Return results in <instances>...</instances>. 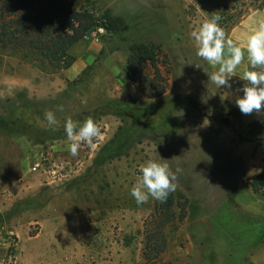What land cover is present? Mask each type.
<instances>
[{
	"label": "rangeland",
	"instance_id": "rangeland-1",
	"mask_svg": "<svg viewBox=\"0 0 264 264\" xmlns=\"http://www.w3.org/2000/svg\"><path fill=\"white\" fill-rule=\"evenodd\" d=\"M92 1L98 17L110 11L129 30L92 33L103 57L75 81L62 79L64 71L47 74L17 58L0 59V264H142L145 222L157 201L138 206L130 189L148 160L181 169L174 192L189 201L185 221L168 233L163 261L264 264V191L252 202L245 185L248 195L240 202L235 196L244 169H264V127L234 124L235 114L212 107L204 89L189 83L219 67L196 56L190 33L211 14L226 33L264 0ZM134 43L161 45L169 57L161 101L119 80ZM166 100L175 106L165 123L147 114L137 125L120 111L130 101L149 109ZM47 111L58 121L54 128ZM88 117L103 138L95 147L82 143L73 157L64 123ZM243 139L255 146L252 164L237 157L250 145Z\"/></svg>",
	"mask_w": 264,
	"mask_h": 264
},
{
	"label": "trees",
	"instance_id": "trees-1",
	"mask_svg": "<svg viewBox=\"0 0 264 264\" xmlns=\"http://www.w3.org/2000/svg\"><path fill=\"white\" fill-rule=\"evenodd\" d=\"M99 28L110 35L129 30L124 19L110 11L98 17L92 0H0V59L17 58L44 73L56 74L72 67V47ZM125 72L146 100L158 102L167 97L169 57L161 45L131 44ZM174 104L166 100L148 109L130 101L120 111L129 114L137 125L147 114H157V121L165 123ZM251 188L255 197H262L264 169L252 179ZM188 204L179 192L170 193L165 202L157 201L145 222L142 264H178L163 261L162 256L168 247V233L179 230Z\"/></svg>",
	"mask_w": 264,
	"mask_h": 264
},
{
	"label": "clouds",
	"instance_id": "clouds-1",
	"mask_svg": "<svg viewBox=\"0 0 264 264\" xmlns=\"http://www.w3.org/2000/svg\"><path fill=\"white\" fill-rule=\"evenodd\" d=\"M220 20L219 15L211 14L197 30L190 33L195 41L196 56L209 64L219 65L217 71L208 75L209 80L219 88L227 89L232 88V74L247 58L249 70L244 71L240 78L246 83L238 90L242 92V96L235 103L244 115L259 113L264 109V21L247 37L246 46H241L227 38ZM58 110L63 111L62 107ZM44 118L50 128L58 124L52 111H47ZM64 131L73 157L78 155L82 143L95 147L94 140L103 138L101 129L91 117L82 123L67 119ZM140 172L139 179L130 189V195L138 206L147 203L149 198L165 202L170 193L176 190L177 174L181 169L173 171L166 162L148 160L142 165Z\"/></svg>",
	"mask_w": 264,
	"mask_h": 264
},
{
	"label": "crops",
	"instance_id": "crops-1",
	"mask_svg": "<svg viewBox=\"0 0 264 264\" xmlns=\"http://www.w3.org/2000/svg\"><path fill=\"white\" fill-rule=\"evenodd\" d=\"M264 21V7L256 8L251 10L250 12L243 15L234 25H232L227 31L226 36L228 39H231L234 43L239 44L241 46H246L247 37L256 29L257 25ZM104 46L97 40L87 37L80 43L76 44L71 49L72 56L75 57V62L68 70H65L61 77L62 79H66V81L72 82L78 79L88 68H90L93 64L98 61L99 58L102 59V51ZM104 65L110 68L113 72L114 65L112 63L108 64L109 61L104 59ZM126 63V62H125ZM122 63V71L119 80L122 81V84L126 87L133 88L136 92H139V89L134 83H132L124 70L126 64ZM117 66V65H115ZM249 70V63L247 58L238 66L236 71L232 74L231 83L232 88L227 89L224 87L219 88L218 86L214 85L210 80L209 76L211 73L217 71V69H207L203 73H199L198 75H192L190 78L192 79L190 83L191 86H201L204 89V94L208 99L209 103L212 107H218L220 110H224L230 112L231 115L235 114L236 122L234 124H240L242 126H256L264 127V109L261 110L259 113H252L250 115L242 114L238 107L236 106V99L239 96H242V92L238 91L246 82L240 80L242 78L244 71ZM259 70V69H258ZM138 94V93H137ZM139 95L141 93L139 92ZM219 103V105H218ZM240 116V117H238ZM232 118V117H231ZM234 119V118H232ZM237 138V137H236ZM244 138V137H243ZM241 140L242 137H239ZM246 139V138H245ZM243 139V143H250L249 147H245L247 145H243L239 151V155L237 157H241V155L246 158V162L250 164L253 163L255 159V146L252 145V140L248 139L246 142ZM235 140V139H234ZM232 140V142H234ZM231 142V143H232ZM257 149L259 150L260 147L258 146ZM229 151H234V147H229ZM260 157L257 155V158ZM259 163V160H258ZM242 177L245 179V182L240 180L237 182L236 194L237 200L240 202L243 199V196L248 195L250 196V201L253 202L252 199V188H251V181L256 176L257 172L255 169H244ZM252 170V171H251ZM246 174V178H245ZM242 178V179H243ZM247 185L248 193L244 190L242 193L241 190L245 189L244 186ZM244 194V195H243ZM255 196V195H254Z\"/></svg>",
	"mask_w": 264,
	"mask_h": 264
},
{
	"label": "built area",
	"instance_id": "built-area-1",
	"mask_svg": "<svg viewBox=\"0 0 264 264\" xmlns=\"http://www.w3.org/2000/svg\"><path fill=\"white\" fill-rule=\"evenodd\" d=\"M99 32H104V29H102V28H99V30H98ZM97 38V37H96ZM97 40V39H96Z\"/></svg>",
	"mask_w": 264,
	"mask_h": 264
}]
</instances>
